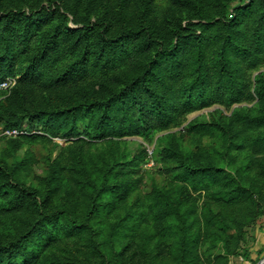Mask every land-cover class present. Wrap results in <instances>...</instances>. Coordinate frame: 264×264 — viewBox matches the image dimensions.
I'll list each match as a JSON object with an SVG mask.
<instances>
[{
    "label": "rangeland",
    "instance_id": "374dc122",
    "mask_svg": "<svg viewBox=\"0 0 264 264\" xmlns=\"http://www.w3.org/2000/svg\"><path fill=\"white\" fill-rule=\"evenodd\" d=\"M4 1L7 7L16 5V0ZM28 1L30 7L38 8V3L62 12L70 28L82 27V21L90 29L94 28L97 10L113 5L112 0H63L67 5L64 12L58 0ZM133 1L126 4L130 18L131 9H135ZM188 1L198 6L200 17L194 18L190 4L146 0L148 20L165 48L175 43L167 31L178 21L192 29L195 36H201L198 43L175 45L174 57L158 67L152 85L166 103L162 122L148 110L132 106L128 121L120 117L116 124L121 130L115 136L95 140L81 133L82 124L76 132L81 134L62 138L46 133L38 121L30 119L37 111H55L81 99H92L102 83L114 86L126 81L146 55L137 40L127 43L121 58L110 67L92 64L81 79L57 86L50 80L61 62L48 61L39 73L22 80L27 56L39 45L38 37L32 36L29 52L16 56L13 74L0 80V165L13 167L25 188L37 189L43 195L48 191L47 214L57 211L55 219L41 227L49 235L44 232L42 239L29 245L37 256L31 258L32 263L130 264L127 257L131 256L133 264H264L263 128L243 124L235 117L237 111L249 110L255 115L260 110L254 88L256 77L264 75V0ZM243 6L247 8L238 13L233 26L239 47L236 50L223 44V36L227 21L234 18L233 10ZM228 122L234 124L239 144L232 150L235 161L225 164L223 170L232 173L239 169L253 189L238 200L224 203L211 199L191 180H180V169L167 152L172 149L184 158L194 154L200 160L217 157L221 137H217V130L203 125ZM128 124L134 129L128 130ZM112 156L122 165L115 167L116 175L110 174L104 183L118 185V193L122 194L101 196L96 202L99 215L94 217V212H88L94 207V195L102 183L96 179L94 163L102 173ZM215 159L222 167L224 162ZM247 163L248 168L241 170ZM123 193L127 194L124 198ZM183 194L189 200L182 208L188 209L184 221L189 253L186 263L180 258L184 240L173 227L176 223L162 215L153 220L158 215L156 206L163 208L161 201L166 196L178 199ZM12 196V191L0 195V234L8 237L36 217L30 201L17 206ZM63 227L78 230L76 235L66 236ZM94 230L99 234L100 247L105 249L104 258L94 252Z\"/></svg>",
    "mask_w": 264,
    "mask_h": 264
},
{
    "label": "trees",
    "instance_id": "16d2710c",
    "mask_svg": "<svg viewBox=\"0 0 264 264\" xmlns=\"http://www.w3.org/2000/svg\"><path fill=\"white\" fill-rule=\"evenodd\" d=\"M113 5L107 8V5L97 10L94 18V28L90 29L84 22L80 21L82 27L70 28L66 25V18L62 12L51 10L36 3L38 8L30 7L28 0H16V5L7 7L4 0H0V80H4L5 75H12L14 61L16 56L26 54L29 48V42L32 36H37L39 45L27 56L28 66L22 74V80L39 73V69L48 61L61 62L58 72L50 80L57 86L67 84L69 81H77L85 76L90 65H101L108 68L115 64L126 49L127 43L137 40L141 52L146 53L142 61L136 63L134 71L126 81H121L117 85L102 83L94 91V98L76 101L75 104L67 108L55 111H37L30 117L31 120L38 121L43 130L52 136L60 135L62 138H68L75 135L78 130V124H82V134L89 139L104 140L107 136L113 135L121 130L116 124L120 117L127 119L132 106L138 109H146L158 122L165 118L166 103L162 93L152 85L153 79L157 77L158 67L165 61L170 60L175 54V45L187 42H200L201 36H195L192 29L181 25L178 21L171 27L168 26V35L175 43L169 49L164 47L162 37L152 29L148 20V3L146 0L133 1L134 10L131 9V18L128 15L126 4L130 0H112ZM178 5H192L191 14L199 16L198 6L189 3L188 0H174ZM58 6L62 11L67 8L63 0H58ZM109 7V6H108ZM25 8L26 10H24ZM247 6L235 8L233 10L234 18L229 19L225 26V35L223 44L238 50L236 29L233 28L238 13L245 11ZM187 18V17H186ZM219 24L221 19L217 21ZM190 24V23H189ZM188 24V26H189ZM193 24H191L192 26ZM141 35H143L141 39ZM167 35V36H168ZM140 38V39H139ZM219 57L223 59L221 53ZM254 92L259 100V114H251L249 110L235 112L237 121L246 125L263 128L262 143L264 144V75L256 77ZM145 93L146 99L142 100V94ZM190 104L194 102L193 95L190 96ZM197 101L202 102L201 99ZM13 126L16 123L12 124ZM205 128L212 127L218 131L217 137H221L222 147L217 151V157L202 158L200 160L194 154H188L187 158L168 149V155L173 156V162L180 169L179 178L183 182L192 181L194 186L201 187L206 191L214 201L231 203L238 200L246 193L249 194L253 189L252 183L243 180V175L239 169L228 172L223 170L225 164L231 165L235 161V149L237 131L234 124L228 122L225 125L204 124ZM128 130H133V124L126 126ZM133 128V129H132ZM236 131V132H235ZM134 132V131H130ZM81 133H77L79 135ZM115 134V135H114ZM224 162L222 167H218L217 159ZM112 162L105 168L104 172L98 171L97 163L94 168L97 170L94 174L96 179L102 180L100 187L94 195V207L88 214L94 212V217L98 216L99 209L96 205L97 200L104 195L115 197L118 193V185H109L104 183L110 174L114 173V168L119 167L116 157L112 156ZM248 163L241 166V170L248 168ZM90 177V176H89ZM195 180V181H194ZM48 185L51 187L52 178H48ZM246 183H248L247 186ZM195 190V189H194ZM13 192L12 199L18 206L19 202L30 201L35 207L36 217L32 221H27L24 228L13 236L0 234V264H35L32 259H36L33 250L29 249L31 243H36L39 238L42 239L41 227L44 222L53 221L57 211L47 214L50 206L49 193L43 195L37 189L25 188L16 177L15 169L6 164L0 165V195L5 196ZM50 192V191H49ZM189 194V193H187ZM44 196V197H43ZM123 198L127 194L121 195ZM190 196V194H189ZM115 202L116 200H112ZM164 207L159 209L156 206L158 215H154L153 220H157L161 215L163 218L169 217L176 223L173 225L181 233V260L187 261V241H185L186 227L184 221L188 215V209L182 210L183 205H187L189 200L183 195L178 199L166 196L161 201ZM10 203L14 204L11 200ZM14 206L16 207V205ZM172 227V228H173ZM68 230H70L68 232ZM78 230L77 227H63L62 233L66 236H74ZM46 235H49L45 232ZM99 234L94 230V252L100 254L103 258L106 256L105 249L100 247L97 241ZM187 252V253H186ZM130 264L131 256L127 257ZM187 258V259H186Z\"/></svg>",
    "mask_w": 264,
    "mask_h": 264
}]
</instances>
